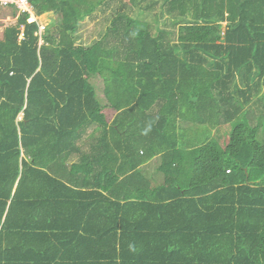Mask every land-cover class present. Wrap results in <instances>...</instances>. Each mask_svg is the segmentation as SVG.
<instances>
[{
  "label": "trees",
  "instance_id": "16d2710c",
  "mask_svg": "<svg viewBox=\"0 0 264 264\" xmlns=\"http://www.w3.org/2000/svg\"><path fill=\"white\" fill-rule=\"evenodd\" d=\"M104 1L0 5V264H264V0Z\"/></svg>",
  "mask_w": 264,
  "mask_h": 264
},
{
  "label": "rangeland",
  "instance_id": "374dc122",
  "mask_svg": "<svg viewBox=\"0 0 264 264\" xmlns=\"http://www.w3.org/2000/svg\"><path fill=\"white\" fill-rule=\"evenodd\" d=\"M149 0L144 1V3H148ZM154 1V0H152ZM160 0H158L159 2ZM156 3V0L154 1ZM156 6L154 7V12L160 13L162 11V7L159 3L155 4ZM141 6H144L141 4ZM129 6L126 4H123L117 0H105L103 4H101L95 11H93L89 16H86L84 19L80 20L78 22V28L76 32L74 33V37L76 39V43L82 44L89 46L91 45L94 41H97L103 33L106 31L107 27L110 25L112 19L116 16L118 12H126L128 13V8ZM36 15V13H35ZM43 16L38 15V22L40 23V18ZM53 17L54 20L57 17V14L53 13L52 16L49 18ZM166 17V16H165ZM48 19V16H46ZM169 19V17H167ZM43 20V19H41ZM52 20V21H54ZM44 21V20H43ZM160 27H166L169 29H172L173 31H176L177 26H178V21L175 22L174 18H170L169 21L163 20V18L160 19ZM171 21V23H170ZM5 22H0V32L1 30L5 27L4 26ZM14 22H7L5 23L7 26L10 24H13ZM172 23H175L174 25ZM4 26V27H3ZM44 31V30H43ZM43 33V32H42ZM2 34V32H1ZM1 37V36H0ZM90 83L93 85L95 88V91L97 92V97L101 101L100 103H104L105 99L102 96L103 93V81L102 78L96 74L92 75L90 77ZM248 109V108H247ZM258 111V107L256 105L251 106L248 109V114L249 113H256ZM107 114L110 116L109 110H107ZM22 116V115H21ZM21 117H18L20 119ZM189 123V122H188ZM186 122L183 123V126H186ZM188 132V131H187ZM185 132L186 134H189ZM206 136V131L204 126L200 124L199 131L196 133V138L199 140V142L203 141ZM220 140V138H219ZM84 146V144H83ZM75 157L69 160V162H75Z\"/></svg>",
  "mask_w": 264,
  "mask_h": 264
},
{
  "label": "crops",
  "instance_id": "0c3cea01",
  "mask_svg": "<svg viewBox=\"0 0 264 264\" xmlns=\"http://www.w3.org/2000/svg\"><path fill=\"white\" fill-rule=\"evenodd\" d=\"M19 12L17 11V14H18ZM52 14H53V12H45V13H42V14H36L35 15V12H34V15L32 16V17H34V19H35V22H37V24L38 25H44V27L46 26V25H48V24H50L51 22H52V20H54V18L53 17H51V18H49L50 16H52ZM38 15H40V16H48V19H47V21H43V20H41L40 19V23L38 22ZM17 16V15H16ZM16 16L15 17H4V18H2V19H0V22H5V23H7V22H15L16 21ZM28 21H33V20H31L30 18H29V20ZM176 22V21H175ZM4 23V26L6 27L7 25ZM171 23V22H170ZM173 24V23H172ZM3 26V27H4ZM5 27L1 30V32L5 29ZM166 28V27H165ZM167 29H169V28H167ZM44 30V29H43ZM169 30H172V29H169ZM1 32H0V36L2 37V34H1ZM43 32V31H42ZM42 32L39 34V32H37L36 34H38L39 35V38H40V42L39 43H41V34H42ZM174 33H175V31H174ZM0 37V38H1ZM21 37V35L19 36V38ZM96 92V91H95ZM96 96H97V92H96ZM102 96H103V93H102ZM104 97V96H103ZM97 99H98V97H97ZM104 99H105V102L104 103H101L102 105H104V104H107L108 103V101H107V99L104 97ZM99 100V99H98ZM99 102H101L100 100H99ZM180 125H181V123H180ZM73 157H75L74 159H75V161L77 162L78 161V159H79V157H80V154H75V155H73L72 156V158ZM71 158V159H72ZM158 162H160V157H157V156H154V157H152L150 160H148L147 162H145L143 165V168H148L149 170H155V168L157 167V163ZM155 175H158V173L157 174H155Z\"/></svg>",
  "mask_w": 264,
  "mask_h": 264
},
{
  "label": "built area",
  "instance_id": "2783aa9c",
  "mask_svg": "<svg viewBox=\"0 0 264 264\" xmlns=\"http://www.w3.org/2000/svg\"><path fill=\"white\" fill-rule=\"evenodd\" d=\"M13 5L19 13L26 12L29 15V18L35 21L34 17V9L29 2V0H0V5ZM44 25H38L39 34L43 31Z\"/></svg>",
  "mask_w": 264,
  "mask_h": 264
}]
</instances>
